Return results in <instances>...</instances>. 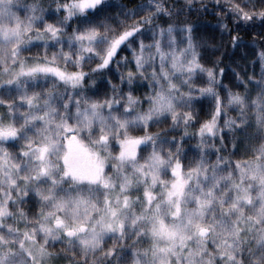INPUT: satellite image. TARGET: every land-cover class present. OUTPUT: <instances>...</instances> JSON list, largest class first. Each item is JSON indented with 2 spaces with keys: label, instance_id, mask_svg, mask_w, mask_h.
I'll return each mask as SVG.
<instances>
[{
  "label": "snow or ice",
  "instance_id": "1",
  "mask_svg": "<svg viewBox=\"0 0 264 264\" xmlns=\"http://www.w3.org/2000/svg\"><path fill=\"white\" fill-rule=\"evenodd\" d=\"M0 264H264V0H0Z\"/></svg>",
  "mask_w": 264,
  "mask_h": 264
},
{
  "label": "trees",
  "instance_id": "2",
  "mask_svg": "<svg viewBox=\"0 0 264 264\" xmlns=\"http://www.w3.org/2000/svg\"><path fill=\"white\" fill-rule=\"evenodd\" d=\"M23 2H25V0H23ZM45 3H47V0H44ZM123 2L128 3L129 6H131V4L135 3L136 0H123ZM215 18V14L214 12H208L205 13L203 16L199 17V23L201 25V27L207 31H210V35H214L216 38V42H220V48L221 50H223L224 55L222 56V60L225 62H229L230 57L232 55V52L230 51L231 49V45L227 44V37H221L217 32L214 31V25L212 23V20ZM219 55V53H218ZM225 66V65H222Z\"/></svg>",
  "mask_w": 264,
  "mask_h": 264
},
{
  "label": "rangeland",
  "instance_id": "3",
  "mask_svg": "<svg viewBox=\"0 0 264 264\" xmlns=\"http://www.w3.org/2000/svg\"><path fill=\"white\" fill-rule=\"evenodd\" d=\"M22 2H23V0H22ZM205 30V29H204ZM206 32H207V34H208V37H209V43H212V42H215V43H220V42H216L215 40H216V38L217 37H215L214 35H210V31H207V30H205ZM217 55H218V53H216ZM233 58H235V56H234V54L232 53V55H231V57H230V60L231 59H233ZM230 60H229V62H230ZM231 114V113H230Z\"/></svg>",
  "mask_w": 264,
  "mask_h": 264
}]
</instances>
